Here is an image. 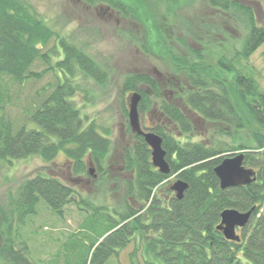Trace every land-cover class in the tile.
Segmentation results:
<instances>
[{"label": "trees", "instance_id": "trees-1", "mask_svg": "<svg viewBox=\"0 0 264 264\" xmlns=\"http://www.w3.org/2000/svg\"><path fill=\"white\" fill-rule=\"evenodd\" d=\"M84 1L91 6L107 4L122 14L147 20L146 10L136 0ZM254 3L264 7V0H207L213 10L210 18L197 16L193 22L176 23L172 28L183 48L180 52L158 24H153L152 29L147 27L146 53L161 56L170 62L176 74L184 75V105L214 127V138L211 135L213 141L210 138L208 143L183 144L169 134L157 133L164 140L171 168L168 176L152 166L150 149L143 139H138L123 157L125 169L132 173L125 183L131 201L124 210L114 207L112 214L105 215L95 209L92 217L85 219L81 236L87 246L81 264H106L132 242L143 264H264V215L260 214L264 207V92L253 78L240 74L237 68L238 61H248L264 45V20L258 19ZM222 19L233 24V30L242 29V45L240 49L234 47L231 60L225 55L210 65L203 54L206 43L202 48L198 44H214L219 34L229 36ZM185 38L192 44L181 43ZM53 40L58 44L43 53ZM216 47L222 50L226 44L220 41ZM37 63L47 67L43 73L33 71ZM49 72L58 80L62 75L64 82L28 112L18 128L5 113L11 103L10 90L0 83V162L32 156L52 162L63 154L75 183L92 182L89 162L98 174L106 175L103 169L113 144L112 130L96 122L85 124L75 103L81 92L76 79L81 73L104 87L108 80L106 71L48 25L26 0H0V82L9 78L20 84L39 80ZM141 83L156 85L149 77L130 75L124 90L136 91ZM165 112L183 135L193 132L194 125L187 113L177 109ZM245 130L251 132L254 144L249 139L238 140ZM216 136H227L234 142L215 141ZM235 152H245L244 164L257 171L258 181L247 187L222 190L215 168L226 155ZM174 175L188 184L181 200L170 189L162 196L157 193ZM78 194L70 184L38 174L21 184L11 212L24 221L25 216H37V207L43 201L62 217L65 207L75 202ZM228 209L241 213L255 209L249 225L240 230L239 243L228 241L217 231L221 214ZM0 214L3 216L1 211ZM5 232L0 234V264H34L24 251L15 250Z\"/></svg>", "mask_w": 264, "mask_h": 264}, {"label": "rangeland", "instance_id": "rangeland-1", "mask_svg": "<svg viewBox=\"0 0 264 264\" xmlns=\"http://www.w3.org/2000/svg\"><path fill=\"white\" fill-rule=\"evenodd\" d=\"M26 1L37 10L48 25L59 32L63 38L83 49L106 71L108 80L104 87L99 86L81 73L77 75L76 83L81 92L77 95L75 103L80 108L86 125L96 122L99 126L112 130L113 144L104 164L103 170L106 175L98 174L95 167V172L91 177V179L93 178L92 182L82 180L75 183L70 180L66 173L68 163L63 154L52 162H45L38 156L0 162V211L3 214V216L0 214V234L2 230L6 231L5 236H10L9 238L14 242L15 250L21 253L24 251L34 264H81L87 246L83 240L84 236H81V225L85 219L92 217L95 209L102 210L101 213L105 215L112 214L114 207L124 210L128 202L131 201L127 196L125 185L128 178L119 176L117 171V167L123 164V157L127 151L137 143L135 136L129 130L127 105L133 92L124 90L127 78L133 75L146 76L156 80L157 77L154 74V69H156L164 77L168 74L169 79L186 81L184 75L175 73L169 61L161 56L146 53L144 47L148 42L147 27L152 29L153 24H158L163 35L170 36V43L180 52L183 48L177 43L175 37L177 31L172 30L175 24L186 21L193 22L197 16L208 17L213 10L207 4V0H136L146 10L147 20L143 21L136 16L130 17L128 14H122L117 9L114 10V12L116 11L114 13L107 4L91 6L84 0ZM125 1L127 2V0ZM253 6L258 19L264 20L263 5L254 3ZM225 22L224 20V28L229 35L227 38L219 34V38L214 41V44L206 41L198 44L202 48L206 43L203 54L206 58L205 61L210 65H214L219 58L225 55L228 60H231L234 55V47L240 49L242 45V29L233 30L231 26L233 24ZM180 41L188 45L192 44L189 38ZM220 41H224L226 48L217 49L216 44ZM56 44L58 42L53 40L42 52L48 51ZM238 63V72L253 78L259 90L264 92V45L248 61L242 60ZM46 68L42 63H37L33 67V71L43 73ZM63 78L61 75V80H58L55 74L49 72L39 80H27L20 84L9 78L2 79L0 83L8 85L11 98V103L5 109V113L11 118L15 128L24 124L28 112H32L36 106L41 105L50 92L64 82ZM225 78L233 79V76L225 75ZM188 115L191 118V115ZM192 118H195L197 122L192 133L183 135L174 128L170 135L183 144L200 141L208 143L210 138L212 140L211 135L214 127L196 116ZM143 124L149 126L147 119L143 120ZM123 125H126V129L123 128ZM32 127L31 123L30 128ZM241 134L242 137L238 139L239 141L244 138L249 139L252 144L255 143V139L250 137L251 132L248 130ZM246 134L249 136H245ZM212 136L214 138V134ZM217 140L229 144L234 142L227 136H216L215 141ZM89 168L91 167L88 165ZM38 174L52 176L63 183L70 184L79 194L75 195V202L65 207L62 217L56 215L46 203L40 201L37 207V216H25L22 221L18 216L12 214L11 203L17 198L21 184ZM88 178L90 177L88 176ZM176 180L178 179L174 175L164 183L165 185L158 188L157 193L161 196L164 195ZM81 198L85 200V203L79 205ZM260 214L264 215V207ZM10 227L11 229L8 230ZM237 234L241 235L240 232ZM86 237L93 239L92 235ZM88 241L90 243V240ZM139 256L136 254L135 244L132 242L119 253L118 257L110 258L106 264H143Z\"/></svg>", "mask_w": 264, "mask_h": 264}, {"label": "water", "instance_id": "water-1", "mask_svg": "<svg viewBox=\"0 0 264 264\" xmlns=\"http://www.w3.org/2000/svg\"><path fill=\"white\" fill-rule=\"evenodd\" d=\"M138 93L132 94L129 100V123L134 134L142 136L146 144L151 148L152 165L157 168L160 173L170 174V166L166 160V151L163 149V140L156 134L144 133L140 127L138 104L140 102ZM245 153H235L226 157L220 165L215 168V174L219 179L222 190L236 187H247L257 182V172L253 168H247L244 165ZM90 174L95 172L94 164L89 162ZM188 184L182 180H178L172 185L171 190L176 193V198L181 200L184 197ZM241 213L234 209L225 210L221 214L220 224L217 231L221 232L225 239L233 242H241V236L237 234V230L244 229L250 223L253 212Z\"/></svg>", "mask_w": 264, "mask_h": 264}, {"label": "flooded vegetation", "instance_id": "flooded-vegetation-1", "mask_svg": "<svg viewBox=\"0 0 264 264\" xmlns=\"http://www.w3.org/2000/svg\"><path fill=\"white\" fill-rule=\"evenodd\" d=\"M108 7L110 8L111 11L114 12L115 9H113L111 6ZM154 74L156 75L157 78L156 80L154 78H151V81L155 82L156 85H146L144 83H141L140 85L137 86L138 89L136 91H133V92H137L141 97L140 102L138 104V113H139L140 126L143 132L153 133L156 135H158L157 133L159 132H163L164 134L170 135L172 129L174 128L177 129V126L166 115L165 112L166 109H177V110H182L185 113L187 112L188 114L191 115L190 120L195 128L197 126V122L195 118L193 119L192 117L194 116H196V118L198 117L194 113L187 111L188 109L184 105V92L187 89L186 81L183 80V82H181L180 80L175 78L169 79L167 77L168 74L165 75L164 77V75L160 74L156 69H154ZM128 113H129V103L127 105V114ZM188 114L187 116H189ZM144 119H147V121L149 122V126H144L143 124ZM123 128L126 129V125H123ZM129 130L132 133V135L135 136L136 140L142 138L141 136H137L136 134H134L131 131L130 127ZM158 136L161 137L163 140V137L161 135ZM66 171L69 179L72 180L69 169ZM117 171L119 176L126 177V179L131 178L132 176V173L126 170L123 164L117 167ZM96 175L98 176L97 173ZM166 201L169 202V198H166Z\"/></svg>", "mask_w": 264, "mask_h": 264}]
</instances>
